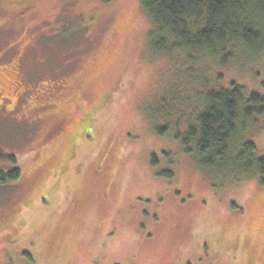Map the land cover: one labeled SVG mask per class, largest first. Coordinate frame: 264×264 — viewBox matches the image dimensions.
I'll return each mask as SVG.
<instances>
[{
	"label": "rangeland",
	"instance_id": "obj_1",
	"mask_svg": "<svg viewBox=\"0 0 264 264\" xmlns=\"http://www.w3.org/2000/svg\"><path fill=\"white\" fill-rule=\"evenodd\" d=\"M150 29L140 0H0V93L20 89L0 94V149L22 172L0 184V264H264L261 177L186 153L192 110L173 102L198 109L195 73L264 95V49L196 65L155 53ZM48 88L60 103L33 107ZM258 119L244 139L264 156Z\"/></svg>",
	"mask_w": 264,
	"mask_h": 264
},
{
	"label": "trees",
	"instance_id": "obj_2",
	"mask_svg": "<svg viewBox=\"0 0 264 264\" xmlns=\"http://www.w3.org/2000/svg\"><path fill=\"white\" fill-rule=\"evenodd\" d=\"M140 4L151 22L148 41L155 53L156 49L163 55L182 52L198 65L207 53L226 63L235 50H241V44L253 52L264 49V0H140ZM187 70L181 78L186 75L191 81L192 71ZM195 74L191 82L199 84L202 91L195 97L198 109H190L178 96L173 98L177 106L192 110L185 118L186 131H178L176 139L203 166L237 167L243 174L259 175L264 184V156L257 155L253 140L244 139L249 127L257 126L258 118L264 116V95H247L234 80L229 86L211 88L203 83L202 74ZM159 132L166 135L161 129ZM5 154L0 149V161L13 167L0 168V184L14 182L22 173L17 157ZM164 173L173 176L172 171Z\"/></svg>",
	"mask_w": 264,
	"mask_h": 264
},
{
	"label": "flooded vegetation",
	"instance_id": "obj_3",
	"mask_svg": "<svg viewBox=\"0 0 264 264\" xmlns=\"http://www.w3.org/2000/svg\"><path fill=\"white\" fill-rule=\"evenodd\" d=\"M20 85H21V83H20ZM16 88L19 89V85ZM14 90L12 92H9V90L4 91V89H3L2 91L4 93H0V94H2V96L4 98H6V99H10L12 97V95L14 94L15 95V100L18 101V99L20 98V89L18 90L17 93L14 92ZM28 90L29 89H26V90L23 89V93L27 92ZM21 92H22V90H21ZM29 92H30V90H29ZM32 92H33V96H32L31 102L34 103V104H32V106L33 107H37V105H39L40 99L44 98V97L47 100H49V103H52V104L56 105V102H57V104H59L60 101L57 100L56 97H58V95H61L63 91L62 92L59 91V92L55 93L53 96L50 95L53 92V89H50V88H48V89H39V90H35V91H32ZM49 97H51V98H49ZM73 101L74 100H72V101L68 100L67 101V105H68L67 110L64 111L63 113H61L60 118L58 119V121L53 126L57 127L58 125H61V124L63 126L65 124L69 125L70 122H72L75 119L77 113L80 110V103H78V102L74 103Z\"/></svg>",
	"mask_w": 264,
	"mask_h": 264
}]
</instances>
